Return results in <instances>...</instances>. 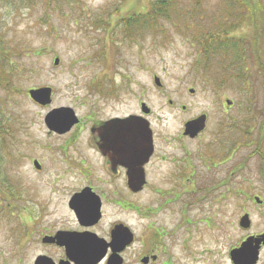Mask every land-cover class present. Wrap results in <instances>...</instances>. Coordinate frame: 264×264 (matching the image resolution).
Instances as JSON below:
<instances>
[{"label": "rangeland", "instance_id": "374dc122", "mask_svg": "<svg viewBox=\"0 0 264 264\" xmlns=\"http://www.w3.org/2000/svg\"><path fill=\"white\" fill-rule=\"evenodd\" d=\"M221 2L202 0L196 6V0H179L170 20L152 22L156 26H149L150 22L148 28H127V20L151 8L150 0H0L2 48L10 55L0 54V62L4 60L8 72L16 68L9 84L4 82L7 74L0 83V196L5 177L24 183L27 196V187L36 183L31 157L51 155L41 147L46 139L42 118L51 109L70 104L83 113L81 99L89 78L107 68L108 84L133 94L120 105V112L142 114L145 103L151 110L149 118H165L160 130L165 138L179 136L184 120L202 114L209 118L206 143L223 119L232 126V153L224 164L209 163L208 169L198 159L199 175L190 171L178 184L150 186L136 197V232L140 235L149 227L152 232L164 228L170 233L191 225L219 226L229 213L234 220L237 196L250 190L242 180L264 178L263 76L251 65L252 77L247 80L246 72L240 73L231 59H221L222 50L214 52L213 43L194 40L195 30L185 29L189 19L183 11L190 8L192 16L199 13L197 24L214 31L223 12L217 9ZM247 31L254 33L252 26H244L236 34ZM250 47L247 44V50L253 51ZM259 50L264 57V42ZM39 87L54 89L48 108L29 97L28 91ZM227 99L232 103L227 104ZM187 146L196 148V143ZM159 193L168 198L185 195L194 201L193 209L187 214L164 209ZM16 243L14 222L0 217V264H29L20 260Z\"/></svg>", "mask_w": 264, "mask_h": 264}, {"label": "flooded vegetation", "instance_id": "af4514ba", "mask_svg": "<svg viewBox=\"0 0 264 264\" xmlns=\"http://www.w3.org/2000/svg\"><path fill=\"white\" fill-rule=\"evenodd\" d=\"M106 72L89 78L81 99L83 113L73 104L66 105L75 113L67 130L50 129L42 118L46 139L41 147L51 155L31 157L36 183L26 188L27 196L24 183L8 177L1 181L5 190L1 188L0 217L14 222L20 260L29 264H264V178L242 180L250 190L237 196L234 220L229 213L219 226L191 225L170 233L164 228L152 232L149 227L140 235L136 232V197L150 186L178 184L190 171L199 175L198 159L208 169L209 163L224 164L232 153V126L223 119L206 143L209 118L205 114V127L196 135L186 133L187 123L197 119L192 117L183 121L179 136L165 138L160 131L165 118H149L151 110L120 112V105L133 94L108 84ZM132 116L145 118L151 129L150 138L137 142L138 153L135 125L127 122ZM189 143H196V148L188 147ZM159 194L162 208L173 213L193 209L194 201L185 195Z\"/></svg>", "mask_w": 264, "mask_h": 264}, {"label": "trees", "instance_id": "16d2710c", "mask_svg": "<svg viewBox=\"0 0 264 264\" xmlns=\"http://www.w3.org/2000/svg\"><path fill=\"white\" fill-rule=\"evenodd\" d=\"M150 2L151 8L148 11L139 12L133 18H128L130 20L126 21L127 28H148L150 22L149 26H156L152 22L170 20L175 4H179V0H150ZM200 2L202 3V0H196V6H200ZM221 6L217 9L223 12L220 14L217 23H215L214 31H207V28H204L201 24H197L199 13L192 16L193 10L184 8V13L188 14L184 16L186 19H189L185 29L193 28L195 30L192 34L193 39L200 40V44L204 42L203 38L205 41L213 43L215 53L222 50L220 53L223 55L221 59L224 56H227L226 59H231V62L239 69L240 73L246 72L243 76L247 75V80H250V77H252V73L250 72L251 65L256 66V69L263 76L262 82L264 87V57L259 50L264 42V0H222ZM184 23H186V20H184ZM244 26H252L254 33L249 35L247 31L244 35H237V31ZM187 34L189 35V33ZM209 43H207L204 52H207ZM247 44L249 48H251L250 45L252 46L253 51L247 50ZM2 45L0 37V54L10 58V55L4 51ZM0 67V83L1 77L5 78L7 74L8 79L6 80L5 78L4 82L9 84L10 75L16 73V68L12 67L8 72L4 66L3 59H1Z\"/></svg>", "mask_w": 264, "mask_h": 264}, {"label": "water", "instance_id": "95a60500", "mask_svg": "<svg viewBox=\"0 0 264 264\" xmlns=\"http://www.w3.org/2000/svg\"><path fill=\"white\" fill-rule=\"evenodd\" d=\"M55 65H58L59 59L56 58L54 61ZM155 83L158 86H161V82L158 77H155ZM192 93L194 89L190 90ZM30 98L37 104L41 106H47L52 103L53 99V89L51 87H39L30 89L28 91ZM227 104L232 103L231 100L227 99ZM142 112L144 114L150 113V109L146 106L145 103L142 104ZM75 118V113L71 107H59L50 110L45 116V122L50 129H55L58 131H65L69 128L68 125H71L72 119ZM207 116L205 114L199 116L197 119H194L187 123L186 133L191 135H196L202 131L205 127ZM135 125V150L138 153V141H143L151 137V129L149 128V122L145 118L132 116L127 122ZM138 189V188H136ZM243 218L242 221H244Z\"/></svg>", "mask_w": 264, "mask_h": 264}]
</instances>
